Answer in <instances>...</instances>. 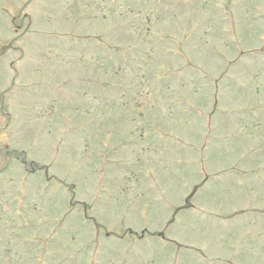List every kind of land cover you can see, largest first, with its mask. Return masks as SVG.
Here are the masks:
<instances>
[{"label":"rangeland","instance_id":"1","mask_svg":"<svg viewBox=\"0 0 264 264\" xmlns=\"http://www.w3.org/2000/svg\"><path fill=\"white\" fill-rule=\"evenodd\" d=\"M0 264H264V0H0Z\"/></svg>","mask_w":264,"mask_h":264}]
</instances>
